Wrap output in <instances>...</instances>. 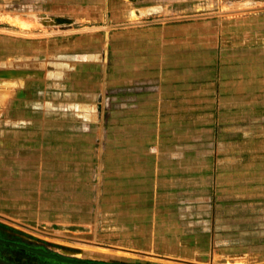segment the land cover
<instances>
[{
	"label": "crops",
	"instance_id": "obj_1",
	"mask_svg": "<svg viewBox=\"0 0 264 264\" xmlns=\"http://www.w3.org/2000/svg\"><path fill=\"white\" fill-rule=\"evenodd\" d=\"M6 1L0 194L89 171L107 262L264 264V0Z\"/></svg>",
	"mask_w": 264,
	"mask_h": 264
},
{
	"label": "rangeland",
	"instance_id": "obj_2",
	"mask_svg": "<svg viewBox=\"0 0 264 264\" xmlns=\"http://www.w3.org/2000/svg\"><path fill=\"white\" fill-rule=\"evenodd\" d=\"M0 8L7 13L10 3L0 2ZM98 137L104 142L105 131L98 132ZM96 181L87 171L79 180H32L39 186L0 194V243L12 249H1L0 258L8 257L15 264H112L100 254L121 250V243L115 242L120 237L114 235L115 227L107 225L111 216L102 188L98 192L94 188ZM123 257L113 264L134 262Z\"/></svg>",
	"mask_w": 264,
	"mask_h": 264
},
{
	"label": "flooded vegetation",
	"instance_id": "obj_3",
	"mask_svg": "<svg viewBox=\"0 0 264 264\" xmlns=\"http://www.w3.org/2000/svg\"><path fill=\"white\" fill-rule=\"evenodd\" d=\"M8 247H9V248H8ZM1 249L9 250V252H12L11 247H10L9 245H7V244H5V246H4V244H1V243H0V250H1ZM5 250H4V251H5ZM1 251H2V250H1ZM1 251H0V253H1ZM0 259L3 260V261L5 262L4 264H15V263H16V262L13 263L14 261L12 260V261H13V262H12L11 259L8 258V257H4V258L2 257V258H0Z\"/></svg>",
	"mask_w": 264,
	"mask_h": 264
}]
</instances>
